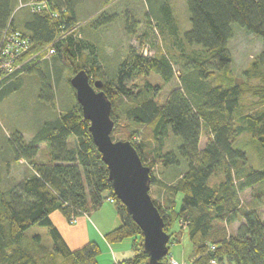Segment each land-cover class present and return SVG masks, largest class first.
Segmentation results:
<instances>
[{"label": "trees", "instance_id": "obj_1", "mask_svg": "<svg viewBox=\"0 0 264 264\" xmlns=\"http://www.w3.org/2000/svg\"><path fill=\"white\" fill-rule=\"evenodd\" d=\"M73 1L48 0L50 11H58L59 19H54L47 11L33 12L28 6L21 7L22 0H0V46L6 30L20 31L32 40L30 55L51 45L56 50L53 55L55 61L74 62L87 47L79 35L82 25L76 21ZM186 1L191 25L183 34V40L188 48H199V52L190 54L185 62L183 89L173 90L162 105L155 99L161 89L159 86L147 83V93L134 95L127 84L136 75L154 73L165 83L175 77L174 65L168 56L145 57L134 49L119 64L112 79L99 76L103 82L102 90L113 103L115 126L118 122L114 114V100L127 98L132 102L126 109L127 117L136 124L151 127L157 146L153 152L154 161L150 164H147L143 154L145 140H130L144 165L151 170L157 162L165 167L187 165L183 177L173 185L159 182L152 175L151 186L157 184L171 196H183L180 209L174 202L170 212L153 199L165 220L171 242H179L176 238L172 240L175 235L172 231L176 223L182 222L193 245L192 264H209L212 260L223 264L226 259L234 264H264V221L259 210L241 212L243 222L236 234L228 233L223 227L237 219L239 191L264 183V169L248 170L247 153L234 146L236 137L248 132L264 149V107L256 114H243L241 105V98L250 92L264 106V0ZM160 3L156 11L157 20L162 31L167 24L175 37L179 34L178 22H175L170 1L161 0ZM24 9L29 12L22 28L17 26L15 16ZM111 21L112 18L105 12L93 25L99 29ZM235 25L262 40L263 52L255 59L252 73L245 72L248 78L258 77L261 84L252 87L244 81H223L211 85L213 76L223 75L233 65L229 44L236 31L233 29ZM138 27L130 23L128 33L133 35ZM72 29H76L75 32L68 33ZM42 58L43 55L37 57L26 64L21 73H14L4 80L11 81L26 72L37 75L41 82L40 99L45 104L54 105L53 77L39 63L44 60ZM23 60L25 56L21 62ZM88 64L95 69V73L99 72L97 59L91 58ZM81 69H86L91 75L87 66L81 65L77 71ZM16 88L13 85L5 87L0 98L16 91ZM41 126L30 142L19 132L8 140L14 161L31 162L32 171L25 180L7 191L2 190L0 181V264H42L24 241L26 232L35 226L48 229L53 256L63 260L64 264H99L100 246L88 242L81 248L72 249L53 222L52 214L54 210L59 211L70 222L72 218L98 211L108 197L117 199L115 206L122 223L106 236L107 241L121 243L126 238L135 241V255L119 264H149V257L143 251V231L114 194L108 166L94 145L91 123L85 120L79 102L72 110ZM203 126L210 130L211 138L201 149ZM171 133L183 142L175 151L165 154L162 152L165 140ZM41 143L50 148V160L33 162L41 152ZM221 168L225 172L223 180L211 183ZM33 240L40 244L41 237L37 235ZM169 256L163 260L165 264H169Z\"/></svg>", "mask_w": 264, "mask_h": 264}, {"label": "rangeland", "instance_id": "obj_2", "mask_svg": "<svg viewBox=\"0 0 264 264\" xmlns=\"http://www.w3.org/2000/svg\"><path fill=\"white\" fill-rule=\"evenodd\" d=\"M22 1V4L27 3L25 0ZM169 1L172 6L175 22H178L179 34L175 37L173 35L168 37L167 34L162 33V27L156 16L160 0L156 2L154 0H82L81 5L77 9L76 21L82 25L79 30L81 34L79 35H81L87 49L74 62L65 60L55 61L53 56H47L49 51L46 53L47 55L44 54L47 58L43 55L44 60L39 61L44 70L49 71L53 77L54 105L45 104L40 99L41 82H39L37 75L26 72L11 81L0 78V95L7 86L11 87L13 85L17 87L16 91L0 98V181L3 191H7L17 183L25 180L32 171L31 162L26 160L14 161L13 153L8 143L9 138L14 133L19 132L27 142H30L42 127L41 125L47 121L56 119L61 113L72 110L77 102L76 91L71 86L70 79L78 72L77 70H80L81 65L87 66V69L91 72L90 78L92 81L112 79L117 73L119 64L134 49L145 57L154 58L165 55L170 58L172 65H174L175 77L169 83H165L159 75L151 73L149 75H136L127 84L128 88L135 95L138 92L147 93V83H150L153 87L159 86L161 89L155 96V99L160 105L166 103L173 90L183 89L182 77L185 75L183 67L185 66V62L188 61L189 55L196 51L199 52V48H188L183 40V34L185 31H188L191 25L187 1ZM128 6L135 7V10L131 12L127 11L126 8ZM104 10L112 18V21L96 29L93 22L105 13ZM28 12L25 9L18 11L15 16L18 27H22ZM130 23L131 25L139 26L133 35L129 34L127 30V26ZM233 29L236 31L229 44V52L233 56V65L223 75L216 74L213 76L210 84L216 85L223 81L226 83L244 81L252 87L261 84L258 77L248 78L245 72L252 73L255 59L263 52L262 40L255 35L247 33L245 30H241L237 25ZM91 58L97 59L100 73H95V69H91L89 66L88 60ZM114 102L116 103L114 114L118 122L113 130L114 140L127 142L130 140H145L146 147L143 154L145 155L147 164H150V162L154 161L155 156L153 152L157 146V142H155L151 132V127L139 123L136 124L127 117L126 109L132 105L131 100L127 98L121 99V101L115 99ZM241 105L243 107V114H256L264 107L259 103L258 98H254L250 92H246L241 98ZM210 138V130L206 126H203L201 149L204 148ZM165 142L162 152L166 154L171 150H176L177 147L182 145L183 141L171 133ZM234 146L236 149L239 148L247 153L248 170L259 171L260 169H264V149L251 138L248 132L236 137ZM40 147L41 152L33 162H48L50 160V148L46 143H41ZM186 169V163H183L181 167H165L160 162H157L151 170V175L159 182L163 181L173 185L183 177ZM223 173H225L224 170L222 168L219 169L216 176L212 178L211 183L216 184L223 180ZM239 193L240 209L236 213L237 219L233 224H225L223 226L230 234H236L240 228L243 222L242 211L257 209L262 214L264 221V183L239 191ZM151 197L165 211L170 212L174 202H177V207L180 209L179 206L183 196H171L169 192H166L163 188L161 189L156 184L152 185ZM102 207V210L106 214L113 213L114 211L117 212L115 204L110 203L108 200ZM56 212L59 211L54 210L53 215ZM59 213L62 217L63 214ZM118 220V224L120 225L121 220L119 217ZM66 222L71 225L67 219ZM172 234H175L172 240L176 238L179 242L173 244L172 241L169 243L170 256L180 263H189V257H192L194 252L193 245L188 236V229L185 228L182 222H178L174 226ZM37 235L41 237L40 244H37L33 240ZM24 241L26 247L31 250L42 264H64L63 260L53 256L52 240L46 227L35 226L30 228L25 234ZM124 242L126 246L133 243L131 240H125ZM101 250L98 261L101 264H110L112 253L104 250V246H101ZM224 263L234 264L229 259H226Z\"/></svg>", "mask_w": 264, "mask_h": 264}, {"label": "water", "instance_id": "obj_3", "mask_svg": "<svg viewBox=\"0 0 264 264\" xmlns=\"http://www.w3.org/2000/svg\"><path fill=\"white\" fill-rule=\"evenodd\" d=\"M70 81L85 120L91 123L94 145L108 166L114 194L143 231V251L149 257L148 263L165 264L171 236L151 197V168L143 164L130 141L113 140V103L102 90L103 82L92 81L86 69L78 71Z\"/></svg>", "mask_w": 264, "mask_h": 264}, {"label": "crops", "instance_id": "obj_4", "mask_svg": "<svg viewBox=\"0 0 264 264\" xmlns=\"http://www.w3.org/2000/svg\"><path fill=\"white\" fill-rule=\"evenodd\" d=\"M81 2L82 0L73 1V4H75V8H76L75 10L76 17H77V9L81 5L80 4ZM160 5L161 3L159 4V6ZM126 10L131 12L135 10V7L128 6ZM166 25L162 33H164L165 35L167 34V36L169 37L172 35V33L170 32L172 29L167 28ZM102 209L103 207L101 209L99 208L98 211L96 212L87 214L86 216L77 217L76 224L70 223L71 225H69L66 222V219H64L63 216L61 217L59 212H56L54 215L52 214V220L54 223L57 224L61 233L64 235L65 240L72 249L76 250L78 248L87 245L88 242H95L100 246V248L101 246H104V250L110 251L112 253V260L110 264H119L124 260L132 259V257L135 255V251H134L135 241L133 238L132 239L126 238L123 241H121L123 243H111V242L109 243L106 239V236L112 230L120 227L121 225L118 224L119 223L118 210L117 212L114 211L113 213L106 214ZM125 240L133 241L132 245L126 246L124 244ZM192 259L193 256L189 257V263H182V264H192ZM98 263L101 264L100 261H98Z\"/></svg>", "mask_w": 264, "mask_h": 264}, {"label": "built area", "instance_id": "obj_5", "mask_svg": "<svg viewBox=\"0 0 264 264\" xmlns=\"http://www.w3.org/2000/svg\"><path fill=\"white\" fill-rule=\"evenodd\" d=\"M28 6L33 10V12H49L54 19H59L58 11H50V5H48V0L45 1H36L31 0L30 2L21 4V7ZM65 28V27H64ZM65 30V29H64ZM76 29L68 31V33L75 32ZM32 48V40L23 35L20 31H9L6 30L3 36L2 44L0 46V77L2 79L12 76L14 73H17L23 69V67L33 62L37 57L41 55L53 56L56 53V50L50 45L43 48L42 51L38 52L35 55H30ZM44 55V56H45ZM25 56V60L21 62V59ZM46 57V56H45ZM47 58V57H46ZM43 59V58H42ZM108 201L112 204L117 203V199L114 197H108ZM77 218H72L70 221L71 224H76ZM212 248V247H211ZM169 264H182L179 261L175 260L169 256ZM209 264H220L217 260H212Z\"/></svg>", "mask_w": 264, "mask_h": 264}]
</instances>
